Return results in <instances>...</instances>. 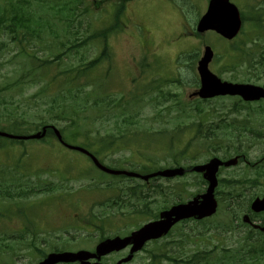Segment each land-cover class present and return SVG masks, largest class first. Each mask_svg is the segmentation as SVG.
<instances>
[{"label":"rangeland","instance_id":"1","mask_svg":"<svg viewBox=\"0 0 264 264\" xmlns=\"http://www.w3.org/2000/svg\"><path fill=\"white\" fill-rule=\"evenodd\" d=\"M112 1V0H110ZM108 0H85L84 5L81 7L80 15L78 20L73 28H71V32L66 30L61 24L62 14L58 10L49 11L48 8L43 9V11H38L35 7L36 4L33 3L34 7V16L35 17H43L48 18L50 22L55 25L59 29V36L57 38L58 41H67V47L75 43V38H78V41L82 38L88 36L89 34L94 33V29L96 24H99L98 19L100 17L101 20L105 19L109 13L110 9L108 8ZM114 1V0H113ZM209 0H132L130 4L126 7V13L130 15V21L133 23L130 25H125V31L120 33L117 38L111 36L109 38L110 42V85L111 92H117L118 87H122L125 85L127 90L130 89V83L132 79H135L134 89L141 90L145 85V78L140 75L138 60L140 62L150 63L152 67L146 72V76L150 77V81L156 78H160L161 76L167 77L170 76L173 80H180L179 82H174L171 84H167L164 87L166 92H173L178 94V99L181 98L184 101H190L188 95L190 92L194 91L198 88L196 86V78H197V62L193 67H190L191 60L190 54L194 55L201 50H203L204 45L211 44L216 51L223 52L227 61L229 63L234 61L233 52L229 49L227 42L220 38L215 32L208 31L204 35L194 36L192 35V30L195 25L205 13L207 9V4ZM238 7H242L243 2H247L248 0H231ZM72 0H58L55 3H58L59 6H69ZM116 2V0H115ZM73 3V2H72ZM56 6V4L54 5ZM88 9V10H86ZM66 12V9H65ZM111 18V17H110ZM64 30L66 33H64ZM245 30V31H244ZM243 32L239 34V37L247 40L249 38H253L257 35L263 34L264 29L259 27H250L248 26L244 29ZM78 32L79 34H74ZM53 35H49L42 42L46 46L50 45L51 40L53 39ZM4 42L8 41L7 37H3ZM31 42L34 44L40 43L41 40L33 37ZM207 42V43H205ZM257 42H260V45H264V35L257 39ZM251 42L247 43L250 45ZM251 47V46H249ZM114 48V49H113ZM64 61V67L70 65H77L82 62L83 57L84 60L92 59L96 57L101 52V46L98 43H90L88 45L73 49ZM255 51V48L253 47ZM202 51L199 52V55ZM217 52V53H218ZM188 53V54H186ZM216 53V55H217ZM0 90L1 87H4L0 93V113L4 114L3 106L5 104H9L11 106L14 102L17 101V104L20 108L17 112L27 111L30 114H35L38 111V106L41 105L43 108L45 107L47 98H42L38 100L33 93L37 90L39 84H30L26 86L18 77V74L14 71L17 68V65L10 63L11 60H14V53L10 47L3 49L0 51ZM41 56H44V53H40ZM200 57V56H199ZM211 63V69L216 71V73L225 80L234 81V82H246L247 73L245 72L246 67H234L230 68L227 65H221L220 62L218 65ZM108 62H105L107 66ZM222 68V72L219 73V70ZM100 72L104 73L105 68L102 66L98 69ZM156 70V71H155ZM218 70V71H217ZM198 79V78H197ZM5 81L11 83V88L6 89ZM252 83H263V81H249ZM232 102L231 100H218L214 101L210 104H203L205 111L208 112L213 110L212 113L213 119H218L217 116L218 109L222 106H228ZM196 103V102H195ZM192 103V105H196ZM164 105V104H163ZM165 105L174 106L176 109L173 112H167L164 110V107H154L153 104H147L144 109H142L141 115H139V124L133 125L138 129L148 128V129H167L169 132L174 134L176 130H173V118L176 117L177 104L175 100L168 101ZM203 112V113H204ZM163 114V115H162ZM163 116V117H162ZM200 117L199 113H193L191 119L198 120ZM188 117H184L186 121ZM113 120L109 123H105L106 126L111 125ZM1 127L10 129V126L1 119ZM60 125H57L59 128ZM115 127V125H113ZM22 132L33 133L29 128L24 127ZM29 129V130H28ZM134 130V129H133ZM118 133V131H116ZM1 139V138H0ZM65 140L68 143L79 145L82 142L81 138H75L70 136L69 134H65ZM145 141V140H144ZM185 142V141H184ZM195 143H197L195 141ZM193 145L195 147L196 145ZM167 144V140L157 139L152 142V146L150 149L141 148L139 146V151L134 152L130 149H122L118 153H112L107 156H102V160L106 162L105 164L109 167L121 169L134 166H142L144 161L146 163L151 159L152 163H155L160 168H164L167 165L172 164V160H166L165 156H170L171 151L166 149L165 146ZM197 149L194 148V151ZM264 144H258L257 146H253L251 149L246 148V153L248 158L253 161H257L259 156L264 153ZM133 153H136L142 159H138V156L134 158H130L133 156ZM130 156V157H129ZM150 157V159H147ZM76 163L83 164V168H79L73 171L76 176H83V174L87 173L93 175L96 180H122L123 178L113 177L107 173H104L97 169L93 164L89 161L88 157L84 154L68 149L59 144L54 138H48L47 141H37V140H27L25 143H18L15 141L7 140L6 145L4 147H0V181L9 184L14 183L16 178H19V182H22L20 186L24 187H40L42 185H47L48 180H54L55 183H60L61 179L58 176L49 177L47 174H40L36 176L30 177H22L18 173H34L40 167L44 168L47 166L48 171H56L58 173L70 174L69 169V161L74 160ZM146 159V160H144ZM203 158L189 161H184L183 166L195 163L203 162ZM195 162V163H194ZM73 165V164H70ZM76 165V164H75ZM148 166L151 168L154 165L148 163ZM151 168L144 169L145 171H150ZM245 174V175H244ZM247 174H250V177H254L255 174L252 171L247 170L245 165H240L235 169H232L226 173L229 177L236 178H246ZM121 177V176H120ZM195 179L193 175H188L187 177H182L174 180H162L163 186H170L175 184H182V189L185 191L183 183L189 182L187 189L189 191H196L198 185H192V180ZM89 179L85 178L82 180H70L65 181L64 183H73L77 185H86ZM105 183H101V186H105ZM24 184V185H23ZM54 184V183H51ZM4 186L5 184H0ZM28 185V186H25ZM128 185H135V183L130 179H125L124 182L116 183L115 187L111 190H104L100 187L98 182L91 181V185L87 186L91 192L88 196L77 197V199L84 200L82 206H78L76 209L72 207L75 213L88 214L91 210L92 200L87 201V199L96 197H103L106 193L110 195H114L115 197H123L122 205L127 203V198L125 194V188ZM121 186V188H120ZM247 185L245 197L243 199L246 202L247 197L254 193L259 192L261 187ZM125 187V188H124ZM73 188V187H70ZM94 190V191H93ZM101 192V193H100ZM186 192V191H185ZM94 193H99V195H95ZM93 195V196H92ZM61 195L55 196L46 195L44 193L33 194L29 196L32 197L33 200L26 199V207L29 208L30 213L35 216L42 218V220L47 221L50 224L55 225L54 228L61 227V223H57L58 219L67 218L66 214L71 213L70 210H66V208H71L70 204L63 203L59 201V197ZM182 195L173 197L170 200L181 199ZM187 200V199H186ZM13 203V202H12ZM20 206L14 205L16 208L21 207V203L17 202ZM33 204H38L37 208L33 206ZM32 205V206H31ZM162 203H155L150 206L152 211H156ZM30 206V207H29ZM83 208V210H82ZM64 209V210H63ZM98 209V208H97ZM96 209V210H97ZM16 209L13 208L9 211V217H2L1 215L6 213L5 208L0 207V230H11L10 223H16L21 221L19 215L16 214ZM110 213L115 215H126V214H134L135 209L129 208L128 206H117L115 205L110 209ZM49 230V229H46ZM176 233L173 235L172 239H175V248L182 247L184 250L188 249H199L200 251H204L205 249H211L214 244H220L226 248L235 247V240L238 239L239 233H233L229 231H222L221 229L209 230L203 226L196 225L195 223L188 222L184 224H180V226L175 230ZM46 233V232H45ZM47 235L50 233H46ZM186 234L191 235V240H184L183 243H179L182 236ZM170 239V238H169ZM169 242V240L164 241ZM187 242V243H185ZM185 243V244H184ZM223 253V252H222ZM221 253V254H222ZM214 257L216 255L214 254ZM36 259V258H35ZM33 260V257L30 259ZM10 264V263H9ZM12 264V261H11Z\"/></svg>","mask_w":264,"mask_h":264},{"label":"trees","instance_id":"2","mask_svg":"<svg viewBox=\"0 0 264 264\" xmlns=\"http://www.w3.org/2000/svg\"><path fill=\"white\" fill-rule=\"evenodd\" d=\"M37 1V0H34ZM33 0H0V37L3 34L10 36V40L14 41L18 45V53L23 54L27 57H38L35 54H31L29 46V38H33L38 35L41 31L43 22L33 18L34 8L32 4ZM49 0H38L42 4L41 7L47 5ZM77 2L81 0H76ZM126 0H122V4L118 7L116 13L114 14L115 21L111 25H105L103 27V22L99 20V24H96L94 33L90 36H86L76 42L75 44L68 46L65 43H61V46L66 48L65 51L60 52V54L54 58H47L43 60L42 66L49 68L51 65L58 66V71L50 76L47 81L46 87L40 91V96L36 97L38 100L42 98H47L45 107L41 105L38 106V111L35 114H30L27 111L17 110L20 108L18 104H5L3 106L4 114L0 113V122L1 119L7 123L13 130L18 131V133H23L21 130L29 128L33 131L41 130L43 127L48 126V136H54L53 131L50 129L51 124L60 125V130L63 135L69 134L75 138H81L83 141L81 145L95 151L97 155H103L113 149L119 148V137L124 136L127 132L119 131L120 126H113L112 129L101 133L98 131V125L104 123L105 121L111 120L112 117L117 118V124L120 121H128L133 117L131 115L139 106L136 102L138 100H133L140 96L139 100L144 99L145 95L152 89L157 90L158 87L149 86L148 88H143L141 90L132 91L126 94H116L109 91V88L106 85H103L98 81L92 73L96 68H100L105 60H110V45L108 38L122 29L121 19L124 13ZM71 10L65 14L64 24L76 23L79 14L77 4L73 3ZM48 8L51 10L54 9V6L49 5ZM107 19V17H106ZM48 20L47 22H49ZM121 28V29H119ZM74 34H79L75 32ZM75 39H78L77 37ZM96 39L103 40L101 52L94 58L84 60L77 65L66 66L61 69L62 62L64 57H69L74 48L79 46H85L90 43H93ZM234 55V65L247 66V70L253 68V73L255 76H258L259 73L264 74V52L258 53L259 57H256V54H249L242 42H233L229 48ZM198 55L193 56V61L195 63ZM221 56L219 57L220 61ZM39 60V59H38ZM231 62V63H233ZM229 63H226V65ZM259 71V73H258ZM42 78V77H41ZM173 96V95H172ZM238 104V102H237ZM245 107L251 105L246 103ZM135 105V106H134ZM235 108L237 109L236 102L234 103ZM244 107V108H245ZM117 109V110H116ZM117 112V113H116ZM181 114L190 115L188 110L181 108ZM261 112L264 114V110L261 109ZM116 113V114H115ZM207 114H204L206 117ZM203 116V118H204ZM208 120L203 119L197 125L192 124L194 130L191 132L189 143L194 138L200 137L201 134L207 133L204 135L200 141L205 143L207 141L209 148L216 151L220 144L227 143L231 139V136H235L240 139V135L243 133L229 130L223 131L222 136H219L217 132L212 133V126L206 124ZM114 124H116L114 122ZM1 126V124H0ZM248 128L247 126H243ZM178 125L177 129H180L175 136H172L170 139L171 145L181 141V136L184 128ZM4 129V128H3ZM28 129V130H29ZM150 132V130H146ZM130 132V131H129ZM250 132H253L250 130ZM132 132H130L131 134ZM138 133V132H137ZM134 133V134H137ZM132 135V134H131ZM258 137L263 136L261 132L255 134ZM15 142H23L17 140H9ZM7 141H0V147H4ZM237 142V141H236ZM218 146V147H217ZM230 147V142H229ZM228 147V148H229ZM190 144L185 145L178 151V155L175 157V160L178 161V156H184L190 152ZM211 151V152H212ZM179 164V162H178Z\"/></svg>","mask_w":264,"mask_h":264},{"label":"water","instance_id":"3","mask_svg":"<svg viewBox=\"0 0 264 264\" xmlns=\"http://www.w3.org/2000/svg\"><path fill=\"white\" fill-rule=\"evenodd\" d=\"M198 31L204 32L206 30H215L218 33L222 34L226 38H233L241 28V17L238 12V9L235 5L231 4L229 0H212L209 6L207 13L200 19L198 23ZM214 52L210 46H207L204 52L203 57L198 63V71L201 78V88L198 91V95L203 98L213 97L215 95H236L240 94L246 99H258L261 96H264V91L259 87L249 85V84H233L230 82L222 81L216 74L210 71L209 63L212 60ZM58 138L62 141V136L60 132L55 130ZM46 134V128L42 132H38L29 136H16L0 131L1 136H6L10 138L17 139H34L42 138ZM73 149H77L88 153L85 149L77 146H69ZM96 165L101 169L110 172V173H128L111 170L103 166L94 156H92ZM237 158L232 159L226 162V165L236 164ZM222 162L218 159L211 160L208 164L196 166L194 170L199 172H204V176L210 181V187L206 194L202 195L203 201L201 204H198L196 200L193 204H186L183 206L174 207L171 211L165 212L162 214V220L147 224L145 227L135 232L132 237H129L124 241L133 240L136 244H143L146 240L151 238H156L164 233H166L174 222L183 217L195 216L204 217L214 213L216 209V202L214 199V189L217 185L216 172L218 167ZM184 170L179 169H167L152 175H176L183 174ZM129 175H137L135 173H128ZM150 175V176H152ZM149 176H145L148 178ZM253 207L256 210L264 209V199H257L253 203ZM173 215L176 217L173 218ZM122 239L108 240L100 245V248L110 247V249L116 247L113 245L115 242ZM113 245V246H112ZM80 257L77 254L63 253V254H51L47 260V263H53L59 260H71L74 257Z\"/></svg>","mask_w":264,"mask_h":264},{"label":"flooded vegetation","instance_id":"4","mask_svg":"<svg viewBox=\"0 0 264 264\" xmlns=\"http://www.w3.org/2000/svg\"><path fill=\"white\" fill-rule=\"evenodd\" d=\"M258 5V11L264 12V3L262 0ZM253 1L251 2V4ZM161 179V177H159ZM162 180V179H161ZM151 185L150 183L148 184ZM161 184L155 182V186L159 187ZM146 188V185H144ZM85 189H74L69 193L64 192V196L73 197L78 195V192H84ZM67 193V194H66ZM95 207H99L96 213L90 214H74L69 218V222L66 225L51 229L50 234L41 233L39 239L35 243L33 232L27 236H21L18 240L23 247L25 253L17 257V264H41L42 261L52 252L60 253L65 251L79 252L83 251L86 254L84 257L71 262H59L55 264H152L154 259L152 255L161 254V247H147L150 243H147L142 249L138 251H132L133 244L125 245L119 249H113L106 251L105 253H99L97 248L105 240L115 237L125 238L131 235L135 230L140 228V223L143 224L146 221L140 218L145 216L137 215H115L110 213V209L113 208V202L108 200L103 202L95 200ZM156 219V218H153ZM152 219V220H153ZM45 235L44 238L41 236ZM151 251H157L151 253L150 258L148 256L147 249ZM38 252L44 256L36 254ZM34 255H38L37 259L30 260ZM129 258L128 260H126ZM165 258V260H168Z\"/></svg>","mask_w":264,"mask_h":264}]
</instances>
